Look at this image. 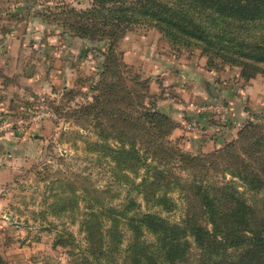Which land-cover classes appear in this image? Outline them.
I'll list each match as a JSON object with an SVG mask.
<instances>
[{
	"label": "trees",
	"instance_id": "1",
	"mask_svg": "<svg viewBox=\"0 0 264 264\" xmlns=\"http://www.w3.org/2000/svg\"><path fill=\"white\" fill-rule=\"evenodd\" d=\"M68 17L79 38L107 39L111 48L94 103L67 118L94 131L96 141L83 137L86 152L107 161L113 183L128 195L115 206L93 183H68L70 197H58L54 213H69L85 235L80 250L68 238L76 264H264V123L249 121L238 141L210 156L188 154L169 139L178 124L146 104L149 83L142 86L115 49L129 31L148 27L252 79L264 72V0H93ZM177 193L187 208L171 221Z\"/></svg>",
	"mask_w": 264,
	"mask_h": 264
},
{
	"label": "rangeland",
	"instance_id": "2",
	"mask_svg": "<svg viewBox=\"0 0 264 264\" xmlns=\"http://www.w3.org/2000/svg\"><path fill=\"white\" fill-rule=\"evenodd\" d=\"M92 4L93 0H0V32L14 26L18 28L20 24L22 26L18 30L24 32L27 30L26 26L31 23L32 33L35 36L33 43L37 45L35 53L50 60L56 57L57 52H62V57H67L66 61L70 62L74 70L69 88L55 87L51 92L38 94L36 97L37 94H34L28 97L29 100L19 99L20 103L14 105L12 114H8L5 118L0 116V135L2 136L7 134L13 137L28 136L30 131L33 132V135H30L34 136V131L40 128L37 126L46 121L51 122L54 127V132L51 133L48 143L40 150V154L26 160L27 162L23 161L13 182L3 185L1 197L6 204L0 209V220L6 221L7 219L3 217L7 214L12 215V219L8 220L7 225L0 223L1 231H3L2 234L0 231L2 264H76L75 258L70 255L71 247L68 246L70 241L68 238L70 234H73L78 249L85 247V235L80 231L79 222H77L83 216L75 218L77 223H73L74 218L69 213L60 215L54 213L58 197L63 199L70 197V189L67 187L69 182L78 179L79 183L83 182L88 188L93 183L95 190L107 191L106 197L108 200L111 199L109 204L115 206L124 205L127 201V191L113 183L112 170L108 167L107 161L105 163L96 154L86 152L87 146L84 140L96 141L94 131L88 129L85 132L81 129L82 124L80 126L74 120L67 118L70 109H80L94 103V98L98 94L96 86L99 74L102 72L106 55L111 48L107 39L84 40L71 30L70 24L74 22V19L68 17L70 9L86 11L92 7ZM26 7H30L28 12ZM68 43L73 45V51L64 55L63 47L66 49ZM125 43L127 44L124 45ZM115 49L122 56L123 51L129 52L131 49L133 52L136 49L142 56L147 54L149 57L148 64L143 61L128 65L134 67L133 72L138 75L142 86H145L146 82L149 83L151 97L146 99V104L150 107L155 102V98L160 99L165 95L176 98L178 95L174 86L164 87V81L176 83V65H185L182 67L187 71L186 74L193 70L189 65L196 64L202 65V68L217 75L214 86L219 93V98L211 97V91L207 89L208 100H197L191 103L203 105L207 101H216L230 109L229 117L226 116L225 121L222 119L216 121V115L212 114L200 122L195 117L197 115L195 112L194 116L192 113L189 114L186 117L188 121H184L182 125L183 133L181 132V135L175 138L169 137L174 144L188 154L197 157L210 156L225 148L226 145L238 141L240 132L249 121L264 123L261 122L262 118L264 119V72L255 78L245 79L242 77L240 67L218 58L214 59L210 65L209 58L200 49L174 47L157 30L148 27L132 29ZM151 57L154 58L151 59ZM155 59L160 62L161 68L154 66V63L158 62ZM169 65L171 67H168ZM162 69L169 70L164 77ZM98 70L99 73H97ZM136 75L132 74L130 78H135ZM173 80L174 82H171ZM180 85L186 86L182 83ZM30 90L33 93V89ZM69 90H72V95H66ZM231 103L238 112V118L234 117L235 120L231 116V112L233 113ZM52 107L60 108L61 114H56ZM191 121H196L201 129L226 130L222 147L217 149L214 143L208 142L220 136L215 130L198 133L199 136L194 138L195 134L184 128ZM235 125L238 126L237 135L235 131L233 134L231 132ZM77 133L80 136H77L79 135ZM186 138L199 139L198 141H204V144L208 145L201 146L197 143V145L188 146ZM8 160L12 159L9 157ZM213 176H215L214 179L220 177L217 174ZM82 179H90V182ZM173 198L176 201L177 210L166 216L171 221H179L186 212L187 203L181 194H174ZM82 200L83 198L80 204L82 211L79 214H82L84 207L87 206V203ZM138 201L142 202V199L138 198ZM58 239L65 242L59 244ZM8 245L10 247L7 249Z\"/></svg>",
	"mask_w": 264,
	"mask_h": 264
},
{
	"label": "crops",
	"instance_id": "3",
	"mask_svg": "<svg viewBox=\"0 0 264 264\" xmlns=\"http://www.w3.org/2000/svg\"><path fill=\"white\" fill-rule=\"evenodd\" d=\"M28 11L27 9V12ZM31 25V23L27 25V30L24 32L18 30L19 27L22 26L21 24L18 28L14 26L13 28H8L4 32H0V116H2V118L14 112V105L20 103L19 99L25 98L29 100L28 97L30 98V96H34V94H37L35 95L36 97L38 94L51 92L55 87L58 88L63 86L69 88L70 86V80L74 70L70 62L66 61L67 57H62L63 53L57 52L55 58L48 60L46 57H40L39 54H36L35 49L37 45L33 43L35 36L32 33ZM30 39L31 41H29ZM126 44L127 43L124 45ZM66 47V49L63 47L64 55L73 51L72 44L68 43ZM123 57L127 64L142 63L143 61L148 64L147 61L149 60L147 54L142 56L136 49L133 52L131 49L129 52L123 51ZM153 58L154 57H151V59ZM68 59L70 60L71 58L69 57ZM150 62L154 63L152 60H150ZM173 64H175V62H173ZM154 66H156V68H161L159 61L155 62ZM176 66V83H166L164 81V87L174 86L178 95H176V98L170 95H165L160 99L155 98V102L152 103V107H150L152 110L167 114L178 124V128H176L171 135L173 138L181 135V132L183 133L182 125L184 121H188L186 117L191 113L194 116L195 111L189 108V104L197 100H208L206 96L207 89L209 92L212 87L216 89L214 83L217 76L214 72L202 68V65H189L193 69L189 74H186L187 71L182 67L185 65ZM168 67H171V65ZM92 70H94V68H92ZM161 72L164 77L169 73V70L162 69ZM97 73H99V70ZM20 80L22 82H20ZM23 82H25L26 85ZM171 82H174V80ZM181 83L186 86H181ZM30 89H33V93ZM217 94L218 97H214L211 93V97L217 99L219 98L218 91ZM231 105L233 110L231 116L233 120H235L234 117L238 118V112H236L233 103H231ZM148 106L150 105L148 104ZM195 117L200 122L207 119V117L198 114L195 115ZM37 127L40 128L38 131L33 130L35 132L34 136H32L33 132L31 133V131L28 136L22 135L13 137L10 134L6 136L0 135V209L5 207L6 204L4 198L1 197L4 190L3 185L13 182L16 174L20 170L19 166L23 164V161L30 160L34 158L35 155L40 154V150L48 143L51 133L54 132V127L49 121L43 122ZM204 129H206V131ZM204 129V132L215 130L219 133V137H214L208 142H210L209 144L214 143L217 149L221 148L225 142L223 135L226 130L221 131L220 129L210 128L209 131L208 128ZM237 129L238 126L235 125L231 130L232 134L235 131L237 135ZM227 130L229 131V129ZM198 136L199 135L195 134L194 138ZM198 140L199 139L186 138V143L188 146L197 145V143L201 144V146L208 145L204 144V141ZM9 157L12 160H8ZM3 218L7 220H0V223L7 225L8 220L12 219V215L7 214L6 217ZM1 230L0 227V231ZM2 232L3 231H1V234ZM9 247L10 245L7 246V249Z\"/></svg>",
	"mask_w": 264,
	"mask_h": 264
},
{
	"label": "built area",
	"instance_id": "4",
	"mask_svg": "<svg viewBox=\"0 0 264 264\" xmlns=\"http://www.w3.org/2000/svg\"><path fill=\"white\" fill-rule=\"evenodd\" d=\"M191 110L195 111L198 115L210 116L212 114L216 115V119L226 120V116L229 117L230 109L228 107L222 106L219 103L215 102H206L203 105H198L195 103L190 104ZM185 129L193 134H198L204 132L203 129L198 127L196 121H191L185 125Z\"/></svg>",
	"mask_w": 264,
	"mask_h": 264
},
{
	"label": "water",
	"instance_id": "5",
	"mask_svg": "<svg viewBox=\"0 0 264 264\" xmlns=\"http://www.w3.org/2000/svg\"><path fill=\"white\" fill-rule=\"evenodd\" d=\"M211 93L214 97H218L217 91L214 87L211 88Z\"/></svg>",
	"mask_w": 264,
	"mask_h": 264
}]
</instances>
